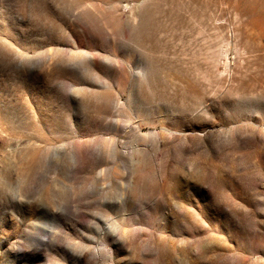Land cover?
I'll return each mask as SVG.
<instances>
[{
  "label": "rangeland",
  "instance_id": "rangeland-1",
  "mask_svg": "<svg viewBox=\"0 0 264 264\" xmlns=\"http://www.w3.org/2000/svg\"><path fill=\"white\" fill-rule=\"evenodd\" d=\"M0 264H264V0H0Z\"/></svg>",
  "mask_w": 264,
  "mask_h": 264
}]
</instances>
